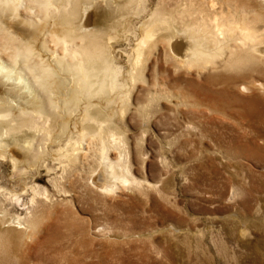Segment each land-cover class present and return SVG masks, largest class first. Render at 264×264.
I'll list each match as a JSON object with an SVG mask.
<instances>
[{
  "label": "rangeland",
  "instance_id": "rangeland-1",
  "mask_svg": "<svg viewBox=\"0 0 264 264\" xmlns=\"http://www.w3.org/2000/svg\"><path fill=\"white\" fill-rule=\"evenodd\" d=\"M145 1L141 19L111 34L123 69L149 9L181 3ZM192 3L188 14L175 12L177 26L212 14ZM235 64H187L166 40L146 53L126 109L114 107L105 132L109 159L129 171L113 191L99 186L95 140L69 165L50 140L33 166L21 159L14 167L0 148V264H264V88L254 86L264 83V60Z\"/></svg>",
  "mask_w": 264,
  "mask_h": 264
},
{
  "label": "bare ground",
  "instance_id": "bare-ground-1",
  "mask_svg": "<svg viewBox=\"0 0 264 264\" xmlns=\"http://www.w3.org/2000/svg\"><path fill=\"white\" fill-rule=\"evenodd\" d=\"M193 1L148 8L150 16L141 21L142 34L123 69L113 61L111 34L131 23L128 17L141 19L145 0H0V148L11 151L14 167L21 159L37 165L46 152L40 149L44 140L58 144L56 159L68 165L87 153L85 140H95L99 186L113 191L116 181H129V171L108 157L110 115L118 103L121 112L126 109L129 85L142 78L141 64L159 40L190 65L233 67L264 60V0H238L239 9L231 8V0H196L212 14L198 24L184 20L177 26L175 12L188 14ZM254 86L262 89L264 83ZM31 189L33 195L22 201L25 208L37 193ZM31 226L25 232L30 241L36 236Z\"/></svg>",
  "mask_w": 264,
  "mask_h": 264
}]
</instances>
